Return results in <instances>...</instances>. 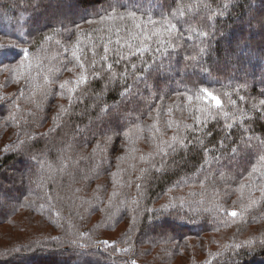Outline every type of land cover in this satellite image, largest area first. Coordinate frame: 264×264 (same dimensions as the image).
Wrapping results in <instances>:
<instances>
[{
  "label": "trees",
  "instance_id": "16d2710c",
  "mask_svg": "<svg viewBox=\"0 0 264 264\" xmlns=\"http://www.w3.org/2000/svg\"><path fill=\"white\" fill-rule=\"evenodd\" d=\"M51 1L0 0V264H264V0Z\"/></svg>",
  "mask_w": 264,
  "mask_h": 264
},
{
  "label": "snow or ice",
  "instance_id": "6c2138e0",
  "mask_svg": "<svg viewBox=\"0 0 264 264\" xmlns=\"http://www.w3.org/2000/svg\"><path fill=\"white\" fill-rule=\"evenodd\" d=\"M105 19H107V17H105ZM170 31H174V26H170L169 29H168V32L170 34ZM156 36H161L162 33L161 32H156L155 33ZM148 37H145V40H147ZM3 45H0V50H3ZM143 50V49H141ZM105 51V59L107 58V52L109 51V49L107 47H105L104 49ZM0 54H3L2 51H0ZM193 59H195V57H193ZM109 67H111V65H109ZM84 80H85V76H84ZM203 96L206 99V102L210 101L216 108H220L222 107L223 105V101L222 99L220 98V96H218L217 94H215L214 92H211V91H208V90H203ZM207 162V161H206ZM262 195H264V190H262ZM230 215L232 217H235L237 215V213L235 211L231 212ZM114 248V246H112Z\"/></svg>",
  "mask_w": 264,
  "mask_h": 264
},
{
  "label": "rangeland",
  "instance_id": "374dc122",
  "mask_svg": "<svg viewBox=\"0 0 264 264\" xmlns=\"http://www.w3.org/2000/svg\"><path fill=\"white\" fill-rule=\"evenodd\" d=\"M51 2H53V0H52ZM53 7H54V6H53ZM67 15H68V12L65 10V11H63V15H62V16L60 15V17H64V16H67ZM45 18H46V19H50L49 16H48V17L45 16ZM41 19H43V15L41 16L40 20H41ZM13 175H14V174H13ZM0 189H1V190H4V188H3L2 185H1V183H0Z\"/></svg>",
  "mask_w": 264,
  "mask_h": 264
}]
</instances>
